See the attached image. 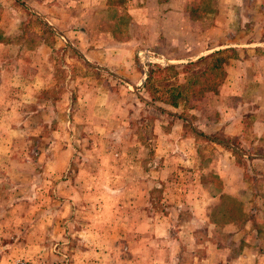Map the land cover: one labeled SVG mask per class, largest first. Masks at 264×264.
<instances>
[{
    "label": "rangeland",
    "instance_id": "1",
    "mask_svg": "<svg viewBox=\"0 0 264 264\" xmlns=\"http://www.w3.org/2000/svg\"><path fill=\"white\" fill-rule=\"evenodd\" d=\"M254 1L245 4L247 21L232 36L240 43H264V0ZM108 2L0 0V73L17 78L15 85H0V264H228L243 247L263 253L264 170L245 161L240 192L247 195L240 197H211L213 191L201 186H218L209 171L205 182L197 181L195 170L186 165L152 173L161 179L144 184L152 192L142 214L169 225L156 242L148 232L143 242L129 237L137 232L131 227L137 216L131 205L135 196L121 197L115 189L106 196L105 184L126 189L134 181L124 175L150 173L153 164L163 162L152 152L158 114L166 126L172 117L190 119L191 110L201 107L192 99L177 98L175 107L151 99L168 100L169 90H178L186 78L180 65L175 73L147 66L140 74L135 65L144 55L136 51L148 46L146 35L157 31L158 24L141 23L143 17L134 12L142 6L145 17L167 11L214 13L211 0ZM103 32L113 49L108 66L99 64L100 54L90 49L103 42ZM162 32L161 40L179 37L172 44L155 40L158 56L151 63L160 68L183 64L160 57L170 49L178 50V57L187 55L183 30ZM135 33L142 36L137 42ZM121 41L130 50L126 60L123 50H115ZM219 56L264 60L262 50L244 48L222 50ZM127 59L132 68H122ZM139 77L141 84L130 85ZM188 124L185 130L195 135L200 159H207L212 150L203 143L205 137ZM86 173L95 175L90 184L96 192L88 193ZM258 260L255 264H264Z\"/></svg>",
    "mask_w": 264,
    "mask_h": 264
},
{
    "label": "crops",
    "instance_id": "2",
    "mask_svg": "<svg viewBox=\"0 0 264 264\" xmlns=\"http://www.w3.org/2000/svg\"><path fill=\"white\" fill-rule=\"evenodd\" d=\"M153 1H155L156 5L159 4V0ZM248 1L252 4L255 3L254 0H211L214 16H191L188 13L185 15L183 13L167 11L164 14L161 13L160 16L145 17V9L142 6L139 7L140 9H136L134 15L143 17L141 23L146 22V20L149 23L153 21L154 25L158 24V28L157 31L147 32L148 34H144V30L141 32L143 35L147 34L146 44L148 46H143L142 49L136 51V55L142 53L144 57L139 58L137 60L138 64L134 65L138 69H141L140 74H144L145 70L143 69L153 61L152 59L157 58L155 56H158V53H154L158 52L154 51V41L166 40L169 44L174 43L175 39L179 36L166 37L161 40L162 31L167 29H174L178 32L183 30L184 37L187 39L182 43V50L187 55L184 54L182 57H178L179 55H176L178 50L175 49H170L167 52L163 51V55L161 54L160 57L165 62H187L218 50L239 52L244 48V51L248 52H259L261 50L264 52V43L250 42L246 44L240 43L238 39H232V36L237 34L235 31L238 24L241 21H247V16L244 15L248 13V10L246 13L244 11L246 10L245 4H248ZM95 2L96 0H88L89 5H93ZM173 2L176 4L179 0H173ZM108 5L109 2L105 6ZM122 10L123 7L121 5L118 8L120 14L123 13ZM94 11H91V15L92 12L95 13ZM142 27L141 25L140 28L143 29ZM99 35L103 36V42L96 44L90 49H93L94 55L96 52L100 54L103 62L99 61V64L102 63V65L108 66V58H110L113 49L110 46V42L106 39V33H99ZM134 37H136L135 41L137 42V38L142 36L135 33ZM124 43L121 41L119 48L115 50L118 53H122L123 50L125 55L124 60H126V55L130 50ZM0 45H3V43L0 42ZM89 54L91 55V53ZM129 57L127 56V58ZM121 66L122 68H132V62L127 59ZM223 69L224 78L218 85L216 92L208 93L203 99L199 100L201 107L197 108L198 111L191 110L193 116L190 119H180L181 117H177L175 112L170 110L168 112L175 114L173 116L176 117L171 118L172 123L169 125H161V121L158 118L159 114L153 120L152 133L154 136L152 152L153 156L163 158L162 163L153 164L150 173L124 175L123 177H128L131 179V182L134 181L133 185H128L129 187L126 189L120 190L113 185L105 184L107 188L106 196L113 189L121 193V197H124L129 192L135 196V200L132 201L131 205L134 207L133 212H136L137 216L131 219L133 223L131 227H134L137 232L133 233V235L131 234L129 237L139 238L143 242L144 233L148 232L147 235L153 239V242H156L157 238L162 235L159 233L160 230L167 229L169 225V223H158V219L147 218L142 214L146 205H149V200L151 201V198H147L152 192L151 188L145 190L144 184H148L150 181L152 185H155L161 179L159 176H157V179L153 178L156 176L151 175L152 173L169 171L177 165H186L190 170H195L197 181L205 182L203 175L209 171L211 176L218 181V186L215 188L213 186L210 187V185H213L210 181L207 185L201 186L211 189V192L213 191L211 195L209 194L211 197L219 198L222 195L229 197L247 195H241L240 192L242 188L241 181H243L241 174V170L243 169L242 162L245 161L246 166L250 163L251 165H256L257 163L256 166L260 167L259 170H264V60H259L258 57H235V59L227 60ZM9 75L10 73L4 78L3 72L0 73V85L17 84V78L15 76L10 77ZM27 82L30 81H24V83ZM141 82L142 80L139 77L131 81L132 84L130 85L136 87ZM186 123H189L188 126L194 132L201 133L205 137L202 140L203 143L208 149L212 150L207 159H200L199 143L193 133L186 132ZM227 138L230 141L223 142V139L227 140ZM110 175L112 178L116 177L115 179H123L121 174ZM75 176L79 177V174ZM86 177L88 193L90 194V191L96 192L94 186L90 184L91 179L95 178V175L86 173ZM206 180L208 182V179ZM138 186L140 187L138 188ZM71 190L73 193L77 192L74 187ZM122 205H128V203L122 201ZM86 214L89 216V211ZM258 259L264 260V252L243 247L239 253L230 258L228 264H255V261Z\"/></svg>",
    "mask_w": 264,
    "mask_h": 264
},
{
    "label": "trees",
    "instance_id": "3",
    "mask_svg": "<svg viewBox=\"0 0 264 264\" xmlns=\"http://www.w3.org/2000/svg\"><path fill=\"white\" fill-rule=\"evenodd\" d=\"M222 51V50H221ZM220 50L213 51L211 53L201 55L194 60L184 62L183 64H168L165 68H160L157 64L150 63L148 66L156 67L158 72L162 70H174L176 72V66L180 65V72L185 73V82L180 85L178 90L170 89V97L167 99L159 97H151V99H157L170 106H177V98L186 100H201L208 93H214L217 90L218 85L224 78V64L226 59L219 56ZM151 70L147 71L146 79L150 76ZM175 91V92H173Z\"/></svg>",
    "mask_w": 264,
    "mask_h": 264
}]
</instances>
